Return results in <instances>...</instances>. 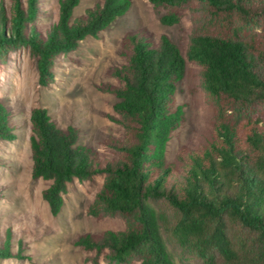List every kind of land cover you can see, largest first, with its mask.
<instances>
[{"label": "trees", "instance_id": "obj_1", "mask_svg": "<svg viewBox=\"0 0 264 264\" xmlns=\"http://www.w3.org/2000/svg\"><path fill=\"white\" fill-rule=\"evenodd\" d=\"M0 6V54L27 47L37 57L39 83L53 77L56 58L98 37L124 16L132 0H102L78 18L81 0H61L56 24L37 27L40 0ZM165 11L163 25L190 15L185 57L200 67V87L214 107L209 137L167 160L173 133L185 121L176 103L186 58L167 36L144 30L124 40L125 63L101 89L117 99L115 122L123 136L104 142V158L78 145V131L62 129L43 109L31 113L33 176L51 181L43 199L57 215L74 180L104 175L88 208L96 219L124 220L119 231L81 236L93 264H264V0H149ZM12 112L0 101V141L16 138ZM164 203L170 212L157 209ZM11 235L0 260L13 256Z\"/></svg>", "mask_w": 264, "mask_h": 264}, {"label": "rangeland", "instance_id": "obj_2", "mask_svg": "<svg viewBox=\"0 0 264 264\" xmlns=\"http://www.w3.org/2000/svg\"><path fill=\"white\" fill-rule=\"evenodd\" d=\"M10 1L0 0V6L7 9ZM60 1L40 0L41 14L36 24L43 34L58 22ZM101 2L81 0L74 9V19ZM163 14L165 11L155 9L149 0H132L129 11L98 37H88L76 50L59 55L53 77L45 86L39 83L38 60L29 48L8 49L0 54V101L11 110L16 128L14 140L0 141V243L11 235L14 253L1 259L0 264H93L88 258L95 253L77 245L78 239L124 229V220L119 217L96 219L88 214L104 175L74 180L63 196L60 212L52 214L43 199V191L51 181L33 176L31 113L34 109L45 110L58 127L78 131V145L113 158L114 153L105 149L104 142L122 137L123 129L115 122L116 97L101 87L115 83L109 71L125 63L122 51L127 35L141 29L156 41L167 35L185 57L192 31L190 15L178 24L163 25ZM199 72L200 67L186 58L185 76L177 84L175 97L176 103L184 106L185 121L169 142L167 160L171 163L178 162L184 150L204 143L212 129L214 107L205 100ZM154 205L171 211L164 203Z\"/></svg>", "mask_w": 264, "mask_h": 264}]
</instances>
